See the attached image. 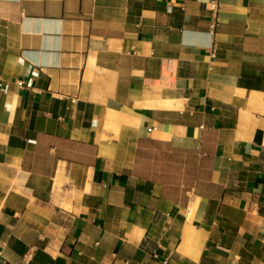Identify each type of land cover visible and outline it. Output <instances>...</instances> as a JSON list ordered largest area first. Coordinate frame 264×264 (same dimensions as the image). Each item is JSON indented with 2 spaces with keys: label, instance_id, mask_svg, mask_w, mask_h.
<instances>
[{
  "label": "crops",
  "instance_id": "0c3cea01",
  "mask_svg": "<svg viewBox=\"0 0 264 264\" xmlns=\"http://www.w3.org/2000/svg\"><path fill=\"white\" fill-rule=\"evenodd\" d=\"M212 1L0 0V264H264V0Z\"/></svg>",
  "mask_w": 264,
  "mask_h": 264
},
{
  "label": "bare ground",
  "instance_id": "6f19581e",
  "mask_svg": "<svg viewBox=\"0 0 264 264\" xmlns=\"http://www.w3.org/2000/svg\"><path fill=\"white\" fill-rule=\"evenodd\" d=\"M57 193H59V189H60V183H61V176L58 175L57 177ZM166 195L169 197V198H172V199H175V200H183L184 197L182 196V194L180 193H175L173 191H170V190H167L166 192Z\"/></svg>",
  "mask_w": 264,
  "mask_h": 264
},
{
  "label": "built area",
  "instance_id": "2783aa9c",
  "mask_svg": "<svg viewBox=\"0 0 264 264\" xmlns=\"http://www.w3.org/2000/svg\"><path fill=\"white\" fill-rule=\"evenodd\" d=\"M210 5L212 6L211 7V10L214 12V14L218 11V8H219V3H218V1L217 0H215V1H212L211 3H210ZM208 6V5H207ZM215 26H216V23L214 22L212 25H211V31L213 32L214 31V29H215ZM18 85L20 86V87H24L25 86V84H24V82L23 81H19L18 82ZM0 87H2V85H0ZM5 91V90H4Z\"/></svg>",
  "mask_w": 264,
  "mask_h": 264
}]
</instances>
